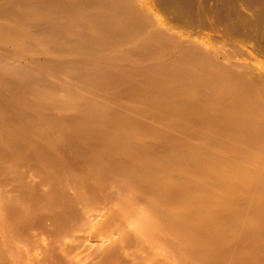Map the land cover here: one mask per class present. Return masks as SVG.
I'll use <instances>...</instances> for the list:
<instances>
[{
  "label": "bare ground",
  "instance_id": "6f19581e",
  "mask_svg": "<svg viewBox=\"0 0 264 264\" xmlns=\"http://www.w3.org/2000/svg\"><path fill=\"white\" fill-rule=\"evenodd\" d=\"M0 264H264V0H0Z\"/></svg>",
  "mask_w": 264,
  "mask_h": 264
},
{
  "label": "rangeland",
  "instance_id": "374dc122",
  "mask_svg": "<svg viewBox=\"0 0 264 264\" xmlns=\"http://www.w3.org/2000/svg\"><path fill=\"white\" fill-rule=\"evenodd\" d=\"M244 29H245V28H239V29L236 30L235 32H237L239 35H241V34H242V35H244V34L246 35V33L242 32V31H245ZM237 33H235V34L237 35ZM243 33H244V34H243ZM246 36H247V35H246ZM246 36H245V37H246ZM247 38H248V37H247Z\"/></svg>",
  "mask_w": 264,
  "mask_h": 264
}]
</instances>
